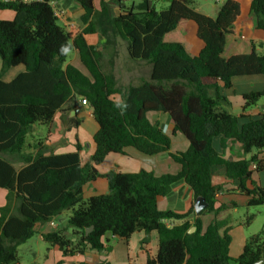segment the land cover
<instances>
[{
	"label": "trees",
	"instance_id": "obj_1",
	"mask_svg": "<svg viewBox=\"0 0 264 264\" xmlns=\"http://www.w3.org/2000/svg\"><path fill=\"white\" fill-rule=\"evenodd\" d=\"M73 1L84 10L81 21L86 27L78 34L60 23L51 0H0V11L15 13L13 20H0V188L7 191L6 204L0 208V264L20 263L18 249L36 235L37 225L64 212L69 213L67 227L43 236L64 257L84 255L88 249L110 251L104 244L108 234L128 240L137 232H155L157 254L145 264H232L231 236L221 233L218 222L204 229L201 217L219 211L212 184L217 166H224L227 177L239 180L243 188L252 182L251 190L244 188L250 207L264 205V188L252 181V164H257L256 172L264 169L257 154L264 150V117L239 124L264 91L244 95L240 115L232 113L221 94L222 87H232L235 77L264 75V55L257 52L264 46V0H251L247 9L239 0H225L215 17L192 8L196 0H171L161 11L156 9L158 0L125 7L120 4L123 0H101L99 9L94 0ZM249 19L252 32L245 30ZM95 33L125 41L130 60L149 64V78L118 87L115 77L102 69L101 52L86 39ZM74 49L88 74L67 64ZM18 66L26 71L10 82L2 79ZM77 97L87 100L99 125L90 161L82 164L81 145L76 152L55 154L39 148V143L36 153H26L33 126L50 124ZM150 112L169 115L173 133L189 142L186 152H170L172 139L148 119ZM217 137L223 147L227 140L239 143L251 158L224 160L213 147ZM126 148L148 156L167 153L181 170L162 176L145 170L111 171L104 176L108 193L86 198L85 186L101 177L97 167L109 154H124ZM179 181L191 188L195 200L206 203L193 220V207L186 214L158 208V198L168 196ZM192 228L196 231L190 232ZM261 261L264 229L247 240L235 260L236 264Z\"/></svg>",
	"mask_w": 264,
	"mask_h": 264
},
{
	"label": "crops",
	"instance_id": "obj_2",
	"mask_svg": "<svg viewBox=\"0 0 264 264\" xmlns=\"http://www.w3.org/2000/svg\"><path fill=\"white\" fill-rule=\"evenodd\" d=\"M53 1L57 3L59 10L63 14V18L59 19L60 23L74 34L81 33L86 27L81 21L84 10L73 0ZM139 1L123 0L120 4L125 7ZM160 1L164 2V4L171 3V0H158L157 2ZM221 1L224 3L225 0ZM197 2L199 1L196 0L193 3L192 8L206 16L214 17L205 11L207 3L197 5ZM239 2L247 9L250 6L251 0H239ZM94 4L96 9H99L101 0H94ZM115 12L117 14L120 13L118 6L115 7ZM245 30L252 32V19L247 21ZM86 39L90 45L101 52L102 69L106 74H112L115 77L118 87L125 88L129 85H138L142 79L149 78V64L142 61L135 62L130 60L127 52V44L122 39L115 38L112 35L102 38L100 33L89 34L86 36ZM256 41L259 43L262 40L258 39ZM187 49L192 55L196 54L194 48L188 46ZM72 51L74 55L72 59H69L68 56L67 64L73 65L84 74H88V71L81 63L77 50L74 49ZM257 52L259 55H264V46L259 47ZM25 71L26 68L24 66L11 68L3 75L2 79L10 82ZM261 91H264V75H255L235 77L232 87L228 89L222 87L221 94L230 102L232 113L240 115L244 112V95ZM114 98L117 101L120 100L119 95H116ZM73 103L70 102L64 105L56 113L50 124L46 126L39 124L33 126L30 132L31 138L27 136V147L24 150L26 153H36L39 148L44 147L47 148V153L67 154L76 152L77 146L81 145L82 150L80 154L82 164L90 161L95 151L94 136L99 130V125L95 121L96 123L92 124L94 134L87 132L85 124L95 120L92 108L89 105H84L82 99L78 97L75 99V103ZM147 116L152 123L159 124L164 132L171 137V153H183L188 150V140L181 133H173L175 124L168 114L150 112ZM263 117L264 97L255 106H252L246 111L245 117L240 119L239 124L242 126L251 120H259ZM39 143H41V146L36 148ZM213 147L224 160L229 162L249 160L252 156V154H245L241 145L231 140L225 141L223 147L221 137L214 139ZM257 154L258 159L264 161V150L259 151ZM97 170L101 174V177L85 186L84 194L86 198L108 193V181L104 176L111 171L131 174L145 170L154 173L156 176H162L164 174L179 173L181 166L167 153L148 156L134 148H126L124 154H109L102 164L97 167ZM252 181L264 188V169L259 172L254 170ZM212 184L217 189L215 208L219 211L217 214L210 213L201 217L204 229L210 224L218 222L221 226V233L227 232L230 235V231L235 225L232 222L229 223L228 218L231 213L240 212V209H244V217L248 216L246 226L250 225L251 223H248V219L254 215H250L252 208L249 206L250 196L244 188L251 190L254 187L252 182L248 181L243 188L239 180H232L227 177L224 166H217L212 170ZM192 207L194 208V214L190 217L191 220L198 215L196 213V200L193 191L184 181L175 183L168 196L158 198V208L162 212L171 211L177 214H186ZM68 218L69 213L64 212L46 224L37 225L36 234L44 241L43 236L45 234L66 228ZM243 221V219L239 221L238 227H242L245 224L242 223ZM51 222H54L56 227L52 226ZM170 224H174V222H170ZM230 236L232 239L230 244L231 250L234 239L232 235ZM248 239L245 240L243 249ZM104 244L105 247H110L111 250L108 251L105 249L97 251L88 249L84 255L77 254L66 257L63 256L59 248L51 247L49 249V255L52 257V262L50 264H58L59 262H62V264H81L82 262L88 264H145L150 256L153 257L157 254L158 236L155 232L151 234L137 232L130 239L125 240L108 234L104 238Z\"/></svg>",
	"mask_w": 264,
	"mask_h": 264
},
{
	"label": "rangeland",
	"instance_id": "obj_3",
	"mask_svg": "<svg viewBox=\"0 0 264 264\" xmlns=\"http://www.w3.org/2000/svg\"><path fill=\"white\" fill-rule=\"evenodd\" d=\"M197 5L207 3L205 11L215 17L216 12L223 4L221 0H198ZM169 4L164 2H157V11L164 10ZM15 13L13 11H0V20H13ZM74 52L69 53V59H72ZM2 69V60L0 58V71ZM264 97V96H263ZM262 97V98H263ZM86 123V122H85ZM96 123L95 120L85 124L87 132L94 134L92 130V124ZM31 138V134L28 135ZM6 204V191L0 188V208ZM244 209H240L238 213H231L228 220L232 222L235 227L230 231V235L233 236V244L231 245L230 256L232 258V264H236L235 260L240 256L243 250V244L249 237L260 233L264 229V205L252 207L250 215L255 217L251 221V224L246 226L247 217L243 216ZM249 215V216H250ZM244 220L242 227H238L239 221ZM246 238V239H245ZM51 247L44 241H42L36 234L32 239L21 245L18 249L20 264H50L52 257L49 255V249Z\"/></svg>",
	"mask_w": 264,
	"mask_h": 264
},
{
	"label": "built area",
	"instance_id": "obj_4",
	"mask_svg": "<svg viewBox=\"0 0 264 264\" xmlns=\"http://www.w3.org/2000/svg\"><path fill=\"white\" fill-rule=\"evenodd\" d=\"M4 1H22V2H25V3H30V2H40L42 0H4ZM50 4L53 7L54 12H55L56 16L58 17V19H62L63 18V14L59 10L57 3L55 1H53V0H51ZM82 103L84 105H88L87 100L84 99V98H82ZM252 168L255 170L257 168V164H255V163L252 164ZM51 225L54 226V227H56V224L54 222H51Z\"/></svg>",
	"mask_w": 264,
	"mask_h": 264
},
{
	"label": "water",
	"instance_id": "obj_5",
	"mask_svg": "<svg viewBox=\"0 0 264 264\" xmlns=\"http://www.w3.org/2000/svg\"><path fill=\"white\" fill-rule=\"evenodd\" d=\"M149 4H150V6H152V5H153V2H152V1H149ZM205 208H206V203H205V201H204L202 198H198V199L196 200V213L199 215L200 212H201L202 210H204ZM92 230H93V227L87 229V233H90ZM195 231H196V228H192V229L190 230V232H195ZM263 262H264V261H261V262H259V263H257V264H262Z\"/></svg>",
	"mask_w": 264,
	"mask_h": 264
}]
</instances>
